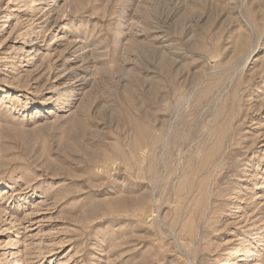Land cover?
<instances>
[{
	"label": "rangeland",
	"instance_id": "obj_1",
	"mask_svg": "<svg viewBox=\"0 0 264 264\" xmlns=\"http://www.w3.org/2000/svg\"><path fill=\"white\" fill-rule=\"evenodd\" d=\"M0 264H264V0H0Z\"/></svg>",
	"mask_w": 264,
	"mask_h": 264
},
{
	"label": "bare ground",
	"instance_id": "obj_2",
	"mask_svg": "<svg viewBox=\"0 0 264 264\" xmlns=\"http://www.w3.org/2000/svg\"><path fill=\"white\" fill-rule=\"evenodd\" d=\"M38 35H39V31H38L37 29H36L35 31H33V32L31 33V35H29L30 37H29V39L27 40L28 42H26L25 44H26V46H30V48L28 49V51H29L30 53L28 54L27 59L22 61L21 67H29V66L32 65L33 54H34V52H35V50L33 49V46H34V39L37 38ZM57 86H59V85H57ZM57 86H56V87H57ZM69 86H71V85H69V84H62V86L55 88V90H54L53 92H56V93H57V91H62V90H64L65 88H69ZM59 93H61V92H59ZM64 99H65V98H64ZM53 104H54V103H53ZM50 105H52V104L50 103V101H44L43 103H40V104H39V107L42 109V107L45 108V107H48V106H50ZM217 112H218V111H217ZM212 120H213V119H212ZM210 197H211V196H210ZM236 254H237V255H235L233 258H238V257H241V256H245V255H246V250H245V248H244V247L240 248V249L236 252ZM254 254H255V253H254ZM252 256H253V255H252Z\"/></svg>",
	"mask_w": 264,
	"mask_h": 264
}]
</instances>
